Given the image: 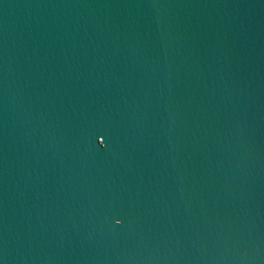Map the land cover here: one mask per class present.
Segmentation results:
<instances>
[{
	"label": "water",
	"instance_id": "water-1",
	"mask_svg": "<svg viewBox=\"0 0 264 264\" xmlns=\"http://www.w3.org/2000/svg\"><path fill=\"white\" fill-rule=\"evenodd\" d=\"M0 264H264V0H0Z\"/></svg>",
	"mask_w": 264,
	"mask_h": 264
},
{
	"label": "snow or ice",
	"instance_id": "snow-or-ice-1",
	"mask_svg": "<svg viewBox=\"0 0 264 264\" xmlns=\"http://www.w3.org/2000/svg\"><path fill=\"white\" fill-rule=\"evenodd\" d=\"M103 144H104V141H103V140H101V145H103ZM116 223H117V224H120V223H121V221H120L119 219H117V220H116Z\"/></svg>",
	"mask_w": 264,
	"mask_h": 264
}]
</instances>
